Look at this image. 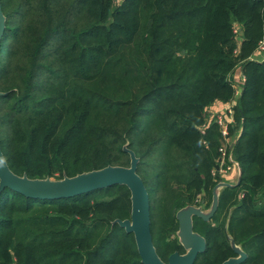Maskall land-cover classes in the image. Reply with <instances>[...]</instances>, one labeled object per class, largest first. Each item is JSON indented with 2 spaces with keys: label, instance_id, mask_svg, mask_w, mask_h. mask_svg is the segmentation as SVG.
<instances>
[{
  "label": "trees",
  "instance_id": "1",
  "mask_svg": "<svg viewBox=\"0 0 264 264\" xmlns=\"http://www.w3.org/2000/svg\"><path fill=\"white\" fill-rule=\"evenodd\" d=\"M0 141L10 168L61 179L130 166L150 197L165 261L184 253L176 213L208 209L222 134L209 107L236 98L229 127L240 184L224 187L213 217H194L207 247L194 264L247 253L264 264V0H1ZM131 192L116 184L67 198L0 193V264H143ZM176 232V237L172 235Z\"/></svg>",
  "mask_w": 264,
  "mask_h": 264
},
{
  "label": "water",
  "instance_id": "2",
  "mask_svg": "<svg viewBox=\"0 0 264 264\" xmlns=\"http://www.w3.org/2000/svg\"><path fill=\"white\" fill-rule=\"evenodd\" d=\"M6 29V16L0 0V42ZM4 94L0 91V96ZM234 143L232 144V146ZM129 151L130 166L107 165L103 168L84 171L74 176H64L61 179L30 178L26 174L19 175L9 166L0 141V193L9 187L27 197L39 199L67 198L116 184L126 185L131 192V217L117 218L118 223L126 232L134 233L137 249L143 264H194L199 253L206 250V238L194 229V217L210 220L219 205V195L224 187H234L240 184L242 170L238 164V180L230 183L221 180L213 189L212 204L208 209L201 205H187L179 209L176 218L179 222L177 235L185 252L174 251L165 261L161 258L154 244L151 231L150 197L146 185L137 172L139 158L131 149ZM218 169V166H217ZM236 256L226 259L222 264H242L247 253L235 243L230 236Z\"/></svg>",
  "mask_w": 264,
  "mask_h": 264
},
{
  "label": "built area",
  "instance_id": "3",
  "mask_svg": "<svg viewBox=\"0 0 264 264\" xmlns=\"http://www.w3.org/2000/svg\"><path fill=\"white\" fill-rule=\"evenodd\" d=\"M258 51H264V40L261 41ZM243 80L244 78L242 76L240 81L235 80L236 88H237L236 98L239 96L241 92V83L243 82ZM235 104L236 102L232 103L230 106L227 107V109L224 112L210 114V118H215L216 122L220 127V131L222 134V145L220 147L221 154L217 164L218 169L216 168L222 178L228 176L230 173L233 172L234 169L238 168V162L234 160L232 153L229 151V148L232 146L230 142L231 134L229 127L232 123H234Z\"/></svg>",
  "mask_w": 264,
  "mask_h": 264
},
{
  "label": "crops",
  "instance_id": "4",
  "mask_svg": "<svg viewBox=\"0 0 264 264\" xmlns=\"http://www.w3.org/2000/svg\"><path fill=\"white\" fill-rule=\"evenodd\" d=\"M254 56L257 59L262 60V59H264V51H257ZM241 76H242L241 70L237 69L235 74H234L235 80L240 81ZM236 101H237V98H235L229 102L217 101L211 107H209V110H208L209 114L224 112L228 106H230L232 103H235ZM230 142H231V144L235 143L236 137L231 136ZM221 180L227 181L230 183H236L238 180V168L234 169L232 173H230L228 176L223 177Z\"/></svg>",
  "mask_w": 264,
  "mask_h": 264
},
{
  "label": "rangeland",
  "instance_id": "5",
  "mask_svg": "<svg viewBox=\"0 0 264 264\" xmlns=\"http://www.w3.org/2000/svg\"><path fill=\"white\" fill-rule=\"evenodd\" d=\"M173 237H176L177 235H176V232L172 235Z\"/></svg>",
  "mask_w": 264,
  "mask_h": 264
}]
</instances>
